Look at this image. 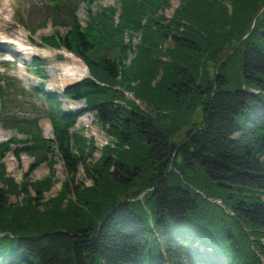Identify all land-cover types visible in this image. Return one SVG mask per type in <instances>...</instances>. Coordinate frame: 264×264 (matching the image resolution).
Returning a JSON list of instances; mask_svg holds the SVG:
<instances>
[{
	"label": "trees",
	"instance_id": "16d2710c",
	"mask_svg": "<svg viewBox=\"0 0 264 264\" xmlns=\"http://www.w3.org/2000/svg\"><path fill=\"white\" fill-rule=\"evenodd\" d=\"M95 1L51 0L39 8L66 28L41 39L89 66L91 76L65 95L86 100L113 143L87 163L96 145L73 131L80 113L63 108L59 93H44L54 133L47 138L38 119L27 122L8 107L17 104L9 90L17 83L0 82V123L26 135L0 142V262L264 264V0H180L171 18L163 13L171 0H118L117 22L116 6L94 11ZM12 150L34 158L25 183L7 173ZM56 156L72 178L46 199L52 177L27 176L44 162L52 170ZM80 165L91 185L74 183ZM12 195L22 199L12 203Z\"/></svg>",
	"mask_w": 264,
	"mask_h": 264
},
{
	"label": "rangeland",
	"instance_id": "374dc122",
	"mask_svg": "<svg viewBox=\"0 0 264 264\" xmlns=\"http://www.w3.org/2000/svg\"><path fill=\"white\" fill-rule=\"evenodd\" d=\"M50 0H0V70L4 72L1 74L4 77L14 76L26 87L34 86L40 87L42 83L46 87L45 91L38 92L36 94V99L31 98L33 95L28 94L27 92H22L21 89L19 92L23 93L22 100L19 101L21 97H18V94L14 93L15 101H18L17 104L20 106H14L10 104L8 107L10 109L14 108V112L17 114V117H23L27 122L32 119H38V125L40 126L42 133L47 138H54V133L52 129L51 122L48 120L47 115L43 114L44 110L43 105L45 106V101L42 98L45 96V92L49 93H59L63 87L67 84L78 81L80 78H83L85 75L89 77L90 75L86 73L88 71L81 60L75 57L73 54L66 52L60 53L55 49L50 48L49 45L44 44L42 41V36L51 35L57 30L61 34L66 32L65 27H60L52 23V21H46L38 12V9L46 5ZM38 3L40 6L32 12V14L26 19L31 13L32 5ZM180 4V0H171L170 6L167 7L163 13L167 18H171L174 14L176 7ZM104 6H116L118 11L115 15V20L117 22V15L119 13V1L118 0H96L92 8L94 11H99ZM264 10V5L261 12ZM33 15V17H31ZM258 16V15H257ZM257 16L254 19L253 25L257 21ZM78 17L80 22L84 25L88 19V9L86 4L81 3L78 9ZM17 18L30 20L32 27L36 30L34 34H31L30 30L22 25L17 23ZM46 22V24H44ZM43 24V25H42ZM248 35V33L243 36L241 41ZM27 36V37H26ZM140 36L134 38L133 44L140 42ZM27 41L28 45L26 47H34L35 50L28 48L23 49V45L19 43L20 41ZM240 41V42H241ZM6 42V43H5ZM8 42V43H7ZM171 42V41H169ZM239 42V43H240ZM239 43L235 48L238 47ZM170 44V43H168ZM133 47V48H134ZM135 49V48H134ZM5 50V51H3ZM9 50V51H7ZM36 53H33V52ZM231 52L234 49L230 50ZM12 52V53H11ZM61 52H64L63 50ZM135 54L131 51L127 60V63H131L132 56ZM41 58L43 61V74L38 73L36 65L34 64V59ZM13 60V61H12ZM66 66L72 68V72L75 73L72 76H65L63 72L71 71L68 69L65 70ZM161 68V67H160ZM214 69V67H212ZM212 69V70H213ZM213 74V72H211ZM163 75V69L161 68L159 74L153 80V84L156 81H159ZM72 77V78H71ZM120 85V84H119ZM252 90V89H251ZM253 91V90H252ZM37 92V91H36ZM60 94V93H59ZM126 97L131 99L134 104H136L141 110L151 113L152 116H155L157 111L153 110V107L148 104L147 100L141 97H135L133 93L127 92ZM58 101L61 103L62 107L68 110L76 111L80 113L77 119L76 125L72 128L75 133L83 135L86 139V142L96 145V151L91 157H89L87 163H92L97 161L103 151V147L106 145H111L113 143L112 135L107 133L106 127L101 123L96 115L95 110H88L86 108V100H68L65 97L59 96ZM46 108V107H45ZM195 121L201 120L202 114L200 109L195 112ZM71 129V130H72ZM186 130H183L175 139L180 140L184 137ZM13 137H18L20 139H25V133H21L15 126L5 127L0 123V142L7 141ZM24 143L21 142V145ZM14 147V144H13ZM73 152L79 153L82 149L76 148L72 145ZM87 149V148H86ZM85 150H82L84 153ZM34 161V158L26 152H23L20 157H16L12 151H9L4 158V163L6 164L7 173L15 178L19 183H25V174L27 173L30 164ZM46 176L52 177V184L50 189H44V195L46 199L49 197L55 196L61 190L62 185L71 179L72 176L68 172L67 167L61 157H55V163H53L52 170H50L46 162L40 164L33 172H31L27 179L29 181H40ZM85 184V186L91 185L92 180L87 175V172L84 170L83 166L80 165L77 168V172L74 174V183ZM1 186V183H0ZM32 194H35V190L32 187L29 188ZM143 192L139 198H142ZM23 195V194H22ZM20 197L12 195L10 201L15 203L16 200H21ZM74 194L72 193L71 196ZM220 203V200H216ZM40 209L43 207L40 206ZM0 264H2L0 262ZM6 264V263H5Z\"/></svg>",
	"mask_w": 264,
	"mask_h": 264
},
{
	"label": "bare ground",
	"instance_id": "6f19581e",
	"mask_svg": "<svg viewBox=\"0 0 264 264\" xmlns=\"http://www.w3.org/2000/svg\"><path fill=\"white\" fill-rule=\"evenodd\" d=\"M26 37H27V36H26ZM19 43H21V44L23 45V46H22L23 49H24V48H28V49H31V50H35L34 47H32V48H31V47H26V46L28 45V43H27V41H25V40H22V41H20ZM33 53H36V52L34 51ZM72 68H73V67H72ZM72 68H71L70 66H66L65 70H66V69H67V70L69 69V70L71 71V73H70L69 71H66V72L64 71V72H63V75H65V76H68V75H69V76H72L73 74H75V73L72 72ZM86 73H88V71H86ZM71 78H72V77H71Z\"/></svg>",
	"mask_w": 264,
	"mask_h": 264
}]
</instances>
